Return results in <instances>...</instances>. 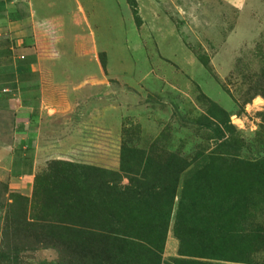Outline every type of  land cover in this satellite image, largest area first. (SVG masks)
Listing matches in <instances>:
<instances>
[{
	"label": "rangeland",
	"instance_id": "374dc122",
	"mask_svg": "<svg viewBox=\"0 0 264 264\" xmlns=\"http://www.w3.org/2000/svg\"><path fill=\"white\" fill-rule=\"evenodd\" d=\"M76 1L78 26H60L28 80L41 116L34 146L16 148L10 181L0 177V264H77L33 219L36 205L74 166L127 185L124 150L135 178L152 158L155 183L189 166L161 264H264V245L248 242L264 235V0ZM14 76L3 68L0 86ZM223 176L242 183L243 208L221 199Z\"/></svg>",
	"mask_w": 264,
	"mask_h": 264
},
{
	"label": "trees",
	"instance_id": "16d2710c",
	"mask_svg": "<svg viewBox=\"0 0 264 264\" xmlns=\"http://www.w3.org/2000/svg\"><path fill=\"white\" fill-rule=\"evenodd\" d=\"M30 120L35 125L38 116L32 115ZM124 154L125 150L121 155L122 170L131 176L127 185L122 186L117 182V174L100 170L103 173L98 176L100 179H90L93 176L91 172L99 170L91 167V172L87 173L84 168L74 166V171L77 172L74 174L66 173L65 170L54 172L51 176L55 179L52 187L46 191L41 204L36 205L37 211L33 219L41 222L47 233L60 240V250L63 251L64 248L66 252L63 253L67 257L75 256L77 264L162 262L179 177L189 166H180L173 170L170 178L162 183H155L147 178L155 166V162L151 163V157L147 158L146 170L144 169L140 178H135V173L124 166ZM228 166L238 170L246 168ZM247 168L260 176L258 166L249 165ZM166 169L170 171L172 168ZM107 175L109 179L104 177ZM167 175L170 176L168 173ZM220 183L224 189L221 199H230L235 195L238 197L235 203L240 202L243 208L246 198L241 195L242 183L227 181L224 176ZM17 197L28 201L23 196ZM177 215L180 220H184L185 216L193 219L183 206ZM194 230L198 241L207 243L206 240L212 239V236H203L200 227ZM251 237L249 243L264 245V235L255 233ZM69 251H72L71 254Z\"/></svg>",
	"mask_w": 264,
	"mask_h": 264
},
{
	"label": "crops",
	"instance_id": "0c3cea01",
	"mask_svg": "<svg viewBox=\"0 0 264 264\" xmlns=\"http://www.w3.org/2000/svg\"><path fill=\"white\" fill-rule=\"evenodd\" d=\"M78 11L76 0H0V73L11 66L15 74L12 90L5 93L7 88L0 86V177L5 182L10 181L15 149L25 152L29 141H36L32 126L41 115L38 98L27 94L33 89L28 80L55 47L53 36L60 35V26L70 32L78 26ZM32 115L38 116L35 125Z\"/></svg>",
	"mask_w": 264,
	"mask_h": 264
},
{
	"label": "built area",
	"instance_id": "2783aa9c",
	"mask_svg": "<svg viewBox=\"0 0 264 264\" xmlns=\"http://www.w3.org/2000/svg\"><path fill=\"white\" fill-rule=\"evenodd\" d=\"M21 58H23V57H21ZM4 92L7 93V92H9V90L8 89H5Z\"/></svg>",
	"mask_w": 264,
	"mask_h": 264
}]
</instances>
